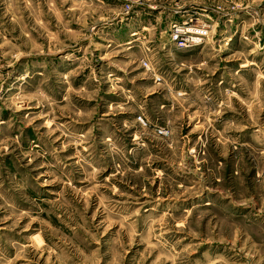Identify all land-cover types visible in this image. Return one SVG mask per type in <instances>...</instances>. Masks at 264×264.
Segmentation results:
<instances>
[{"label":"clouds","instance_id":"clouds-1","mask_svg":"<svg viewBox=\"0 0 264 264\" xmlns=\"http://www.w3.org/2000/svg\"><path fill=\"white\" fill-rule=\"evenodd\" d=\"M0 264H264V0H0Z\"/></svg>","mask_w":264,"mask_h":264},{"label":"rangeland","instance_id":"rangeland-1","mask_svg":"<svg viewBox=\"0 0 264 264\" xmlns=\"http://www.w3.org/2000/svg\"><path fill=\"white\" fill-rule=\"evenodd\" d=\"M187 133H188V130L185 129V134L187 135ZM193 135H194V134H193ZM189 139H192V137H189Z\"/></svg>","mask_w":264,"mask_h":264}]
</instances>
